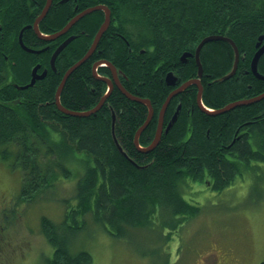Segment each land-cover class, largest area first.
I'll return each mask as SVG.
<instances>
[{"label":"trees","instance_id":"obj_1","mask_svg":"<svg viewBox=\"0 0 264 264\" xmlns=\"http://www.w3.org/2000/svg\"><path fill=\"white\" fill-rule=\"evenodd\" d=\"M60 1L54 0L41 23L43 34L62 30L88 8L104 5L111 11V24L96 52L67 79L61 104L73 112L95 108L108 86L95 78L93 66L108 58L127 91L150 100L154 107L155 117L140 138L142 148L155 138V106L160 107L172 91L164 85L160 70L181 68L185 71L180 80L192 77L198 69L195 58L184 63L181 56L195 54L209 36L232 39L241 62L235 78L210 85L204 80L202 101L208 110L216 112L264 93V80L251 70L256 44L264 38V0ZM46 4L47 0H0V159L23 171L20 200L30 201L50 188L58 179L57 171L71 177L64 158L77 161L85 155L76 206L60 223L42 218L41 232L54 248L45 264H92L91 254L76 251L73 245L88 213L113 236L122 237L130 229L153 225L158 211L164 219L197 216L200 208L184 199L191 182H206L213 191L224 192L239 177L260 169L253 163H264V100L213 115L199 108L197 89L188 88V93L173 99L165 116L167 127L181 104L177 122L150 152H141L134 143L147 120L148 106L128 99L117 87L96 114L76 117L61 112L55 102L57 90L66 72L91 48L105 13L85 16L68 32L77 38L58 56L55 71L50 60L65 37L41 55L28 52L19 41L21 30L35 22ZM23 38L27 46L47 45L32 29H26ZM234 55L230 43L212 41L203 46L200 59L206 74L221 78L231 72ZM40 61V72L47 69V76L29 85ZM258 68L264 75V56ZM98 74L106 77L111 72L100 67ZM172 225L177 226L175 221Z\"/></svg>","mask_w":264,"mask_h":264},{"label":"rangeland","instance_id":"obj_2","mask_svg":"<svg viewBox=\"0 0 264 264\" xmlns=\"http://www.w3.org/2000/svg\"><path fill=\"white\" fill-rule=\"evenodd\" d=\"M48 14L49 11L44 20ZM29 28L30 24L23 30ZM259 41L256 48L262 43ZM240 62L241 55L237 68ZM39 69L34 71L37 73ZM254 75L259 77V74ZM37 80L38 77L32 85ZM170 95L160 107L155 106L158 113L155 136L160 128V112ZM172 101L173 98L170 103ZM196 102L198 104V95ZM154 117L155 111L148 126ZM139 146L136 145L138 149ZM83 159L84 154H80L77 161L64 158V167L70 168L72 176L66 178L57 171L58 179L53 185L38 192L30 201L20 200L22 169L0 159V264H45L52 257L54 248L41 232V221L46 217L60 223L66 212L76 206L77 183L86 167ZM51 163L56 164V159ZM253 164L260 169L239 177L236 184L224 192L213 191L206 182H191L185 189L184 199L200 208L195 217L179 215L164 219L162 214L159 217L158 211L153 225L130 229L122 237H115L88 213L82 218L86 221L85 227L74 235V250L89 252L92 264H260L264 260V163ZM174 221L177 226L171 228Z\"/></svg>","mask_w":264,"mask_h":264},{"label":"water","instance_id":"obj_3","mask_svg":"<svg viewBox=\"0 0 264 264\" xmlns=\"http://www.w3.org/2000/svg\"><path fill=\"white\" fill-rule=\"evenodd\" d=\"M64 1V0H63ZM53 3V0H47V4L45 6V11L43 12V15L38 18L35 22V27L38 28V25H39V22L44 18V16L46 15V13H48L51 5ZM97 11H103L105 13V21L104 23L102 24V26L100 27L98 33L96 34L95 36V39H94V42L90 48V50L88 51V53L79 61L77 62L74 66H72L68 71L67 73L65 74L62 82H61V85L60 87L58 88L57 90V93H56V105L57 107L59 108V110L67 115H71V116H76V117H88L92 114H95L97 113L98 109H100L103 105V102H105V100L107 99L109 93L114 89L113 88V83H116L117 87H119V89L122 91V93L130 100L132 101H135V102H140V103H143V104H146L149 108V117L148 119L146 120V123L138 130V132L136 133L135 135V144L137 146H139V138L141 136V134L143 133V131L148 127L149 125V122L151 121V118L154 116V110L152 108V105H151V102L147 99H142V98H139V97H136L132 94H130L128 91L125 90V88L122 86V84L120 83L119 79H118V72H117V69L115 66H113L112 64L110 63H107L113 73V76H114V80L113 82L110 80V79H105V78H102L103 81L107 82V84L109 85V91H108V94L102 99V101L100 102V104H98V106H96L94 109H91L89 111H84V112H73V111H70L68 109H66L65 107H63V105L61 104V101H60V97H61V93L64 89V86L66 84V81L67 79L69 78V76L77 69L79 68L88 58H90V56L95 52V50L97 49L98 45H99V42L102 38V36L104 35V33L108 30L109 26H110V23H111V11L108 7L104 6V5H98V6H94V7H91V8H88L86 9L85 11L77 14L62 30H60L59 32H57V34H53L52 37L50 38H59L60 36L68 33L71 28L73 26H75L81 19H83L85 16L93 13V12H97ZM37 32L39 33V36L40 38H45L47 36L43 35L41 32H39L37 30ZM76 38V36H71L69 37L67 40H65L60 46L59 48L55 51L53 57H52V60H51V64H52V67H53V70H56L55 68V61L58 57V55ZM212 41H227L229 42L234 51H235V55H236V58H235V63H234V68L231 72V76L232 75H235L236 74V71H237V67H238V63H239V50H238V47L237 45L235 44V42L230 39V38H227V37H224V36H209L207 38H205L199 45L198 47L196 48V51H195V57H196V61H197V65H198V75L201 77L202 76V73H203V66L200 62V54H201V50L203 48V46L208 43V42H212ZM263 41V38H260V42ZM261 44H259L260 46ZM30 51V49L28 50ZM264 53V45L258 50V52L256 53L255 55V58L253 59V62H252V69L253 71L256 73V68L258 66V61L261 57V55ZM190 56H193V54L191 53H185L183 55V62L186 63L187 62V58H189ZM99 65H102L101 63H97L95 66H94V75L97 76V68ZM34 74H36V71H34ZM257 74V73H256ZM37 79L36 76H34L33 80H32V83L30 85H32L35 80ZM38 79H40L38 77ZM115 81V82H114ZM168 85L169 86H174L175 85V82L174 81H168ZM191 85H196L198 86L199 88V94H198V104L200 106V108L205 111V112H211L212 114V111L208 110L203 104H202V96H203V88H202V85H201V81L199 79H195V80H192V81H189V82H186L184 84L181 85L180 89L178 90V92H182L184 91L185 89H187L188 87H190ZM25 87H28V86H25ZM177 92H173L171 93V95L169 96L167 102L164 104V106L162 107V110L160 112V128H159V131L157 133V135L155 136V139H154V142L151 146H149V148H141L139 146V149L141 152H150L152 151L154 148H156L158 145H159V142L161 141L162 139V135H163V127H164V123H163V118H165V113H166V110L168 108V105L171 101V99L175 96ZM262 99H264V95L263 96H260V97H256V98H253V99H249V100H241V101H238V102H235V103H231L229 105H227L225 108H222L216 112L213 111V114L215 115H218V114H224L232 109H235L236 107H240V106H246V105H250V104H253V103H256V102H259L261 101ZM181 108L179 107L176 114L174 115L171 123L168 125V127L166 128V132H168L170 130V128L172 127V125L176 122L177 120V117H178V114H179V110Z\"/></svg>","mask_w":264,"mask_h":264},{"label":"flooded vegetation","instance_id":"obj_4","mask_svg":"<svg viewBox=\"0 0 264 264\" xmlns=\"http://www.w3.org/2000/svg\"><path fill=\"white\" fill-rule=\"evenodd\" d=\"M71 1V0H70ZM70 1H68V2H70ZM53 3H54V0H53ZM53 3H52V5H51V7L53 6ZM60 3H67V2H63V0H61L60 1ZM51 7H50V9H51ZM50 9H49V12H50ZM43 11H44V9H43ZM43 11H42V13H40L39 15H38V18H40L42 15H43ZM37 18V19H38ZM36 19V20H37ZM36 20H35V22H36ZM42 20H44V18L42 19ZM40 21L39 22V28H40V25H41V23L43 22V21ZM34 22V23H35ZM33 23V24H34ZM32 25V24H31ZM30 25V26H31ZM29 29H32L34 32H35V34H36V36L40 39V40H43L44 42H46L47 43V45L46 46H44V47H40V48H35V47H32V46H27L26 44H25V42H24V38H23V42H24V44H25V46L27 47V48H30V51H28L29 49H27V48H24L25 50H27L28 52H32L33 54H38V55H41L42 53H49L50 51H51V47L52 46H54V43L53 42H55V41H57V40H59L60 38H62V37H65L66 39H68V37L69 36H67V34L68 33H66V34H64V35H62V36H60L59 38H50V37H52V35L53 34H55V33H57V32H55V33H48V34H46V35H49V36H47L46 37V39H43V38H40V36H39V34H37L36 33V31H35V29L34 28H29ZM59 32V31H58ZM25 33V32H24ZM23 36H24V34H23ZM65 39V40H66ZM64 41V40H63ZM63 41L60 43V44H62L63 43ZM226 42V41H225ZM21 44V43H20ZM59 44V45H60ZM264 45V39H263V41H262V43H261V45L257 48L258 50L262 47ZM99 46V45H98ZM58 47V46H57ZM98 48V47H97ZM58 49V48H57ZM97 50V49H96ZM96 50H95V52H96ZM114 50H116V49H114ZM64 51V50H63ZM62 51V52H63ZM61 52V53H62ZM94 52V53H95ZM60 53V54H61ZM93 53V54H94ZM103 53V52H102ZM59 54V55H60ZM92 54V55H93ZM58 55V56H59ZM91 55V56H92ZM264 56V53L261 55V58L259 59V62H260V60L262 59V57ZM193 57L195 58V61H196V57H195V54H193ZM90 59V58H89ZM88 59V60H89ZM51 60H52V58H51ZM51 60H50V65H51V68H53L52 67V64H51ZM87 60V61H88ZM105 60H107V61H98V62H96V63H104L105 65H99L98 66V71H99V69H100V67L101 68H103V67H107V68H110L109 67V65L107 64V63H110L111 64V62L112 61H110L108 58L106 59L105 58ZM201 60V59H200ZM56 61H57V59H56ZM56 61H55V68H56ZM80 61V60H79ZM181 61H182V56H181ZM183 62V61H182ZM259 62H258V65H259ZM196 63H197V61H196ZM202 63V62H201ZM75 65V64H74ZM96 65V64H95ZM94 65V66H95ZM113 65V64H112ZM94 66H93V68H94ZM113 66H115V65H113ZM198 66V65H197ZM43 67V63L40 61V62H38L36 65H35V67L34 68H42ZM116 67V66H115ZM233 67H234V63H233V66H232V70H233ZM117 68V67H116ZM40 69H39V71H38V75L36 76V77H40V79L39 80H42V79H44L46 76H47V69H45V70H43V72H40ZM164 69V68H163ZM160 70V76L162 77L163 76V83H164V85H166V84H168V82H167V78H168V74H170V73H172V75H173V77H174V82H175V85L174 86H171L172 87V91H171V93H173V92H177L179 89H180V87H181V85L182 84H184V83H186V82H188L189 80H195L196 78L197 79H199L200 81H201V85H202V88H203V93L202 94H204V90H205V87H204V80H207V83H208V85H210V84H213L214 83V81L216 80L217 82H224V81H222L221 79L222 78H224L226 75H228L229 73H231L230 71L226 74V75H224V76H221V78H215V77H213L212 75H210V74H206L205 73V70H204V68H203V73H202V76L200 77L199 75H198V69L196 70V72H195V74L192 76V77H189L188 79H186V80H184V81H182V80H180V78L183 76V74H184V71H185V69H181V68H169L168 70ZM231 70V71H232ZM110 72H111V75L110 76H106V77H104V76H100V77H98V76H95V78H97V79H99V80H102V78H105V79H110L111 81H112V79L114 80V76H113V73H112V71H111V69H110ZM253 72V71H252ZM93 74H94V72H93ZM253 74H254V72H253ZM119 75H120V73H118V78H119ZM235 76H236V74L232 77V78H235ZM258 79H261V78H259V77H257ZM39 80H37V81H39ZM180 80V81H179ZM160 81H161V79H160ZM227 81V80H226ZM102 82H103V87L104 88H106L107 86H108V88H109V85L107 84V82H105V81H103L102 80ZM107 84H105V83ZM113 82V81H112ZM115 82V81H114ZM162 82V81H161ZM179 82V83H178ZM183 82V83H182ZM106 86H105V85ZM122 84V83H121ZM122 86L124 87V85L122 84ZM168 86V85H167ZM115 87H117V85H116V83H113V88H115ZM191 87H195L196 89H197V95L199 94V88H198V86H196V85H191L190 87H188L189 89H191ZM118 89H119V87H117ZM125 88V87H124ZM185 89L184 91H182V92H179L178 94H176L174 97H173V99L175 98V97H177V96H180V95H182V94H186V93H188V90L189 89ZM114 90V89H113ZM112 90V91H113ZM120 90V89H119ZM125 90L127 91V89L125 88ZM111 91V92H112ZM121 91V90H120ZM121 93H122V91H121ZM130 94H131V92H129ZM111 94V93H110ZM109 94V95H110ZM123 94V93H122ZM109 95H108V97H109ZM124 95V94H123ZM103 97H105V96H103ZM107 97V98H108ZM137 97V96H136ZM253 99V98H252ZM245 100H249V99H245ZM101 101V100H100ZM107 101V100H106ZM236 102H238V101H236ZM106 104V102L104 103V105ZM181 105V104H180ZM169 106H170V103H169V105H168V108H169ZM247 106H249V105H247ZM225 108V107H224ZM102 109V108H101ZM100 109V110H101ZM149 109V108H148ZM99 110V111H100ZM98 111V112H99ZM97 112V113H98ZM96 114V113H95ZM146 123V122H145ZM164 128H166L165 127V122H164ZM146 130V129H145ZM144 130V131H145ZM143 131V132H144ZM142 135V134H141ZM154 141V140H153ZM152 141V142H153ZM152 142L148 145V146H150L151 144H152ZM134 143H135V141H134ZM136 145V144H135ZM147 146V147H148ZM225 147H229V146H225ZM229 149V148H228ZM229 151V150H228ZM230 153V152H229Z\"/></svg>","mask_w":264,"mask_h":264},{"label":"bare ground","instance_id":"obj_5","mask_svg":"<svg viewBox=\"0 0 264 264\" xmlns=\"http://www.w3.org/2000/svg\"><path fill=\"white\" fill-rule=\"evenodd\" d=\"M68 1H70V0H64L63 2H68ZM30 28H34L35 31H36V33L39 34V33L37 32V30L40 32V28H39V26H38V28H36V27H35V23L32 24V25L30 26ZM22 30H23V29H22ZM22 30H21V32H20V34H19V41H20V43H21L22 48H27V47L25 46L24 42H23V34H24V32L26 31V29L23 30V31H22ZM58 48H59V47H58ZM27 49H30V48H27ZM89 50H90V49H89ZM31 53H32V52H31ZM87 53H88V52H87ZM182 58H183V56H182ZM182 60H183V59H182ZM78 62H79V61H78ZM200 62H201V60H200ZM201 64H202V63H201ZM73 66H74V65H73ZM233 68H234V67H233ZM35 69H36V68H34V70H35ZM34 70H33V73H32V78H34V76H37V73H38V72H37L36 74H34ZM231 72H232V71H231ZM66 73H67V72H66ZM64 76H65V75H64ZM233 76H234V75L231 76V73H229L228 75H226V76H225L224 78H222L221 80H222V81H226V80L231 79ZM174 80H175V79H174L172 73L168 74L167 82H168V81H174ZM189 81H192V80H189ZM189 81H188V82H189ZM66 82H67V81H66ZM31 83H32V80H31ZM31 83H30V84H31ZM30 84H29V85H30ZM27 86H28V85H27ZM178 93H179V92L177 91L176 94H178ZM61 94H62V93H61ZM176 94H175V95H176ZM60 98H61V97H60ZM103 98H104V97H103ZM103 98H102V99H103ZM102 99H101V101H102ZM106 100H107V99H106ZM106 100H105V102H106ZM60 101H61V100H60ZM101 101H100V102H101ZM55 102H56V101H55ZM100 102H99V104H100ZM105 102H103L102 107L104 106V103H105ZM234 103H235V102H234ZM256 103H257V102H256ZM253 104H254V103H253ZM250 105H251V104H250ZM97 106H98V105H97ZM246 106H247V105H246ZM63 107H64V106H63ZM102 107H101V108H102ZM101 108H100V109H101ZM58 109H59V108H58ZM93 109H94V108H93ZM100 109H98V111H99ZM98 111H97V112H98ZM218 115H220V114H218ZM153 142H154V141H153ZM153 142H152V144H153ZM152 144H151V145H152ZM151 145H150V146H151ZM146 148H149V146L146 147Z\"/></svg>","mask_w":264,"mask_h":264},{"label":"crops","instance_id":"obj_6","mask_svg":"<svg viewBox=\"0 0 264 264\" xmlns=\"http://www.w3.org/2000/svg\"><path fill=\"white\" fill-rule=\"evenodd\" d=\"M258 62H259V61H258ZM237 70H238V68H237ZM251 70L253 71L252 68H251ZM253 72H254V71H253ZM256 73L259 74V78H261V80H264V75L260 73L258 66H257V68H256ZM254 74H255V72H254ZM262 100H264V99H262ZM262 100H261V101H262ZM259 102H260V101H259ZM230 104H231V103H230ZM228 105H229V104H228ZM225 107H226V106H225Z\"/></svg>","mask_w":264,"mask_h":264}]
</instances>
